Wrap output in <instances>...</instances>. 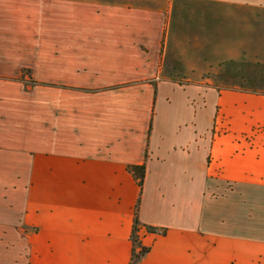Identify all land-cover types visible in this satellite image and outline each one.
<instances>
[{
    "label": "crops",
    "instance_id": "obj_1",
    "mask_svg": "<svg viewBox=\"0 0 264 264\" xmlns=\"http://www.w3.org/2000/svg\"><path fill=\"white\" fill-rule=\"evenodd\" d=\"M259 65L264 0H0V264H129L137 201V264H264Z\"/></svg>",
    "mask_w": 264,
    "mask_h": 264
},
{
    "label": "trees",
    "instance_id": "obj_2",
    "mask_svg": "<svg viewBox=\"0 0 264 264\" xmlns=\"http://www.w3.org/2000/svg\"><path fill=\"white\" fill-rule=\"evenodd\" d=\"M127 171L132 175L133 179L137 183L139 190H141L143 177H144V167L143 166H128ZM137 209L138 201L134 208V217H133V227L130 236L132 244V253L129 264H137V262L148 252L147 248L141 246L140 239L138 236L139 223L137 220ZM153 228H147V232H152Z\"/></svg>",
    "mask_w": 264,
    "mask_h": 264
},
{
    "label": "rangeland",
    "instance_id": "obj_3",
    "mask_svg": "<svg viewBox=\"0 0 264 264\" xmlns=\"http://www.w3.org/2000/svg\"><path fill=\"white\" fill-rule=\"evenodd\" d=\"M257 68L264 69V66L259 65ZM24 82V90L29 93V96L32 100V107L33 109H39V97H40V86L35 85V82H33L31 78V74L29 71H23L22 72V78ZM38 83V82H37ZM40 84V83H38ZM255 88H259V83L256 82L254 84ZM28 96V95H27ZM22 162L17 161V174H19V171H22ZM16 187L17 189H22V178L17 177L16 179Z\"/></svg>",
    "mask_w": 264,
    "mask_h": 264
},
{
    "label": "built area",
    "instance_id": "obj_4",
    "mask_svg": "<svg viewBox=\"0 0 264 264\" xmlns=\"http://www.w3.org/2000/svg\"><path fill=\"white\" fill-rule=\"evenodd\" d=\"M150 233H162V231L159 229H153L152 232H150Z\"/></svg>",
    "mask_w": 264,
    "mask_h": 264
}]
</instances>
